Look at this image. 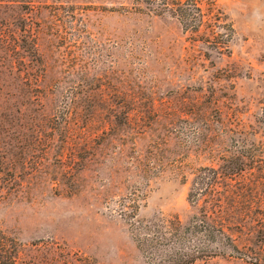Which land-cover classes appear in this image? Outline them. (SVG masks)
I'll list each match as a JSON object with an SVG mask.
<instances>
[{
    "label": "rangeland",
    "instance_id": "1",
    "mask_svg": "<svg viewBox=\"0 0 264 264\" xmlns=\"http://www.w3.org/2000/svg\"><path fill=\"white\" fill-rule=\"evenodd\" d=\"M202 8L194 30L142 0H0V228L19 264H150L172 242L144 252L135 217L188 224L203 167L226 177L224 228L188 234L211 254L191 264H264V0Z\"/></svg>",
    "mask_w": 264,
    "mask_h": 264
},
{
    "label": "trees",
    "instance_id": "2",
    "mask_svg": "<svg viewBox=\"0 0 264 264\" xmlns=\"http://www.w3.org/2000/svg\"><path fill=\"white\" fill-rule=\"evenodd\" d=\"M149 9L158 14L170 13L176 16L186 27L198 30L203 23V0H142ZM215 174L213 168L203 167L196 174L189 197L194 202L203 200L199 213L188 224H183L177 217L155 216L149 219L135 217V239L141 249L151 252L154 245L172 242L162 250V256L152 258L150 264H191L210 253L204 244H186L188 234L202 231L208 238L217 227L224 228V204L215 200L217 185L225 180ZM229 179V178H228ZM2 192H0L1 196ZM134 208V207H133ZM137 210V209H135ZM134 216L137 213L134 211ZM207 247V246H206ZM20 243L0 228V264H19Z\"/></svg>",
    "mask_w": 264,
    "mask_h": 264
}]
</instances>
